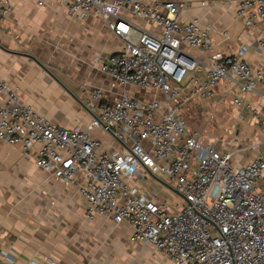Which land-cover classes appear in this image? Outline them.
<instances>
[{"label":"built area","instance_id":"obj_1","mask_svg":"<svg viewBox=\"0 0 264 264\" xmlns=\"http://www.w3.org/2000/svg\"><path fill=\"white\" fill-rule=\"evenodd\" d=\"M59 2L73 17L102 19L121 42L100 71L122 92L109 101L94 88L84 101L91 121L66 128L22 103L0 77V139L75 187L86 219L128 225L130 243L152 245L174 264H264V143L236 164L234 147L208 142L207 127H188L189 109L215 99L222 83L233 85L234 105L255 112L248 99L264 86V70L246 60L247 47L236 54L215 50L212 28L184 21L188 5L176 0ZM238 3L245 26L264 35V0ZM12 14L11 3L0 0V28ZM257 48L264 61V37ZM142 91L156 96L146 99ZM255 117L264 133V115ZM96 130L111 142L93 136ZM152 180L171 196H149ZM13 261L5 253L0 264Z\"/></svg>","mask_w":264,"mask_h":264},{"label":"crops","instance_id":"obj_2","mask_svg":"<svg viewBox=\"0 0 264 264\" xmlns=\"http://www.w3.org/2000/svg\"><path fill=\"white\" fill-rule=\"evenodd\" d=\"M8 1L13 14L0 28V77L22 103L51 122L66 128L87 125L92 116L84 101L90 91L102 88L109 101L122 92L100 71L103 60L118 51L121 42L102 19L73 17L59 0ZM176 1L188 5L181 15L184 21L212 28L215 50L236 54L247 47L246 60L254 69L264 70L263 53L257 48V40L264 35L260 27H247L238 17L239 0ZM233 94V85L222 83L215 99L188 113L207 121V130L212 122L206 116L214 120L227 114L226 107L232 108L235 123L247 129L243 139H253L249 124L257 121L250 111L232 103ZM226 96L231 98L229 104L221 101ZM248 100L264 115V86ZM261 135L259 131L256 139ZM93 136L111 142L101 131H94ZM251 152L247 150L246 156ZM35 156L0 139V259L9 253L14 264H174L152 245L130 243L133 231L128 225L103 217L87 223L85 202L77 189L38 167ZM238 158L236 164L241 163ZM155 182L149 183L148 195L169 198L171 194Z\"/></svg>","mask_w":264,"mask_h":264},{"label":"rangeland","instance_id":"obj_3","mask_svg":"<svg viewBox=\"0 0 264 264\" xmlns=\"http://www.w3.org/2000/svg\"><path fill=\"white\" fill-rule=\"evenodd\" d=\"M143 92V91H142ZM147 94L146 99H153L156 95L152 92L146 93L145 91L143 93H139V96H143ZM221 101L223 103H227L229 104V102H231V98H229V96L223 97L221 99ZM255 112H251L250 116L255 117L256 111L258 109L254 108ZM223 111V110H222ZM225 112H227V114H222L220 116H215V119L212 120L211 125H208V131H209V135H207L206 140L212 143H215L217 145V147H222L223 149H230L232 147L235 148V158L242 156L240 159L238 158V162H246L247 160H249L251 157H253V155L257 152V148L259 150L263 149V141H264V136L261 135V137H258V139H256L257 136H259V128L257 125V122H251L249 124V132H251V135H255L253 139H243V136H246L244 134V131H246L247 129L241 124L237 125L235 123V120L233 118L234 115V111L232 110V108H229V110L225 109ZM236 113V112H235ZM258 113V111H257ZM260 115V114H259ZM188 127L191 129L194 128H204L207 125V121H199L198 117L195 119L192 118L190 115L188 116ZM207 119L209 118V116H206ZM218 117V118H217ZM206 119V120H207ZM255 121H256V117H255ZM234 126H236L235 131L236 134L235 135H231V138L229 137L228 134H226V131L228 130L227 127H230L229 130H232L234 128ZM228 130V131H229ZM235 133V132H234ZM264 134V133H263ZM238 140V143L236 144L235 141ZM256 143H259L257 146H255ZM238 144H241V146H238ZM252 144H254V147L252 148V152L246 156V153H244V151H242V147L245 146H251ZM242 154V155H240ZM152 182H155V180H152ZM155 183H158L157 181ZM160 185V184H159ZM162 186V185H161ZM162 189L169 193L172 194L167 188L162 186ZM87 223H92L93 220H88L86 219Z\"/></svg>","mask_w":264,"mask_h":264}]
</instances>
